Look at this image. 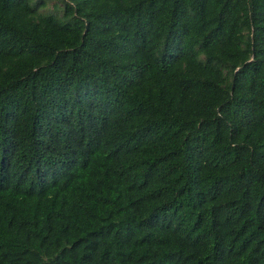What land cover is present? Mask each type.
Returning a JSON list of instances; mask_svg holds the SVG:
<instances>
[{"label": "trees", "instance_id": "1", "mask_svg": "<svg viewBox=\"0 0 264 264\" xmlns=\"http://www.w3.org/2000/svg\"><path fill=\"white\" fill-rule=\"evenodd\" d=\"M0 264H264V0H0Z\"/></svg>", "mask_w": 264, "mask_h": 264}]
</instances>
